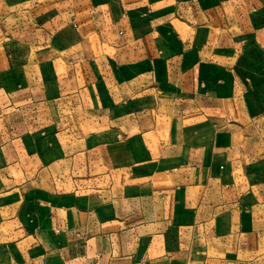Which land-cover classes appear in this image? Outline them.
Wrapping results in <instances>:
<instances>
[{"label":"crops","instance_id":"1","mask_svg":"<svg viewBox=\"0 0 264 264\" xmlns=\"http://www.w3.org/2000/svg\"><path fill=\"white\" fill-rule=\"evenodd\" d=\"M0 264H264V0H0Z\"/></svg>","mask_w":264,"mask_h":264}]
</instances>
